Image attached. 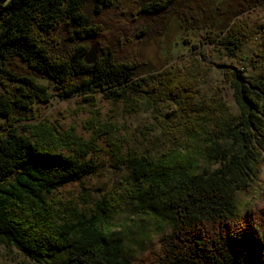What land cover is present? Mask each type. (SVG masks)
<instances>
[{
    "label": "trees",
    "instance_id": "obj_1",
    "mask_svg": "<svg viewBox=\"0 0 264 264\" xmlns=\"http://www.w3.org/2000/svg\"><path fill=\"white\" fill-rule=\"evenodd\" d=\"M119 1L0 0V245L36 263L67 251L66 264H264V207L241 218L235 204L237 191H247L260 170L263 80H250L236 67L223 73L241 116L237 123L217 120L219 135L232 141L228 150L207 141L194 151L199 159L222 164L213 174H195L185 154H163L158 161L144 154L127 157L115 136L117 125L103 122L98 108V96L119 105L148 91L163 101L181 93L193 99L205 72L201 57L140 74L139 64L124 55L130 37L152 29L162 35L175 18L183 31L201 32L224 56L246 62L242 45L256 31L244 15L264 6V0L218 5L216 12L224 16L219 30L209 27L206 12L193 0H139L123 13L131 29L111 31L103 45L108 28L103 17L119 9ZM90 40L101 50L88 65L84 58ZM50 85L61 100L77 97L92 108L84 123L88 138L74 128L60 131L47 120L18 125L36 119V104L51 103ZM185 121L194 137L204 136L210 123L196 109ZM101 142L112 164L129 170L125 198L141 214L172 226L149 257L129 253L105 227L110 209L122 202L117 194L101 200L92 216L56 196L95 173Z\"/></svg>",
    "mask_w": 264,
    "mask_h": 264
},
{
    "label": "rangeland",
    "instance_id": "obj_2",
    "mask_svg": "<svg viewBox=\"0 0 264 264\" xmlns=\"http://www.w3.org/2000/svg\"><path fill=\"white\" fill-rule=\"evenodd\" d=\"M138 1L120 0L119 9L110 11L103 17L108 22L106 37L101 40L103 45L112 37L111 31L122 33L131 29L130 22L123 13ZM231 1L233 0H193V3L198 10L206 12L205 19L209 27L219 30L224 16L219 15L215 9L218 5H227ZM244 18L256 31V34L242 45L246 62L224 56L219 52L218 46L205 42L201 32L183 31L175 18L170 21L168 29L162 35L152 29L145 36L139 33V38L134 35L130 37V46L124 55L139 64L140 74L157 73L171 64L187 62L195 57H201L205 72L195 89L193 99L181 93L163 101L161 96L148 91V94L142 96L131 95L127 104L114 105L98 96L101 119L103 122L109 121L117 125L118 132L115 136L127 157L144 154L153 161H158L163 154H185L194 165V173L197 175L213 174L220 169V162L199 159L194 151L207 141H217L223 150H228L232 145V141L219 135L217 120L223 118L237 123L241 115L233 90L223 73L231 67H236L243 70L250 80L264 81V6H257L246 13ZM94 45L98 46L99 56L101 45L95 40H90L89 50ZM40 82L49 84L46 80ZM49 88L54 95L51 103L36 104V119L18 125L47 120L60 131L74 128L79 135L88 138L90 132L84 123L91 117L92 108L77 97L61 100L53 86L50 85ZM192 109L199 110L207 116L208 123L210 122L204 136H191L193 132L187 127L185 118ZM3 122L4 119L0 117V125ZM100 146L103 150L98 155V168L95 173L81 182L65 186L56 196L63 202H73L79 213L92 216L101 200L117 194L122 198V202L110 209L105 227L129 253L140 258L149 257L160 249L163 235L170 233L172 226L161 224L154 217L141 214L137 204L125 198L124 184L130 179L129 170L126 166H114L111 158L105 153L106 144L101 142ZM258 161L259 173L252 179L248 190L237 191L235 195L236 213L241 218H250L264 207V152ZM66 261L67 251L36 263L13 247L0 245V264H66Z\"/></svg>",
    "mask_w": 264,
    "mask_h": 264
},
{
    "label": "water",
    "instance_id": "obj_3",
    "mask_svg": "<svg viewBox=\"0 0 264 264\" xmlns=\"http://www.w3.org/2000/svg\"><path fill=\"white\" fill-rule=\"evenodd\" d=\"M98 46L94 45L92 46L91 50L87 52L85 55L84 61L86 64L91 65L94 64L98 59Z\"/></svg>",
    "mask_w": 264,
    "mask_h": 264
}]
</instances>
